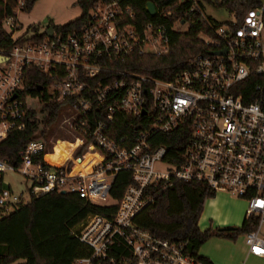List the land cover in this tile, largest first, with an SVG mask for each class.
Listing matches in <instances>:
<instances>
[{
  "label": "built area",
  "instance_id": "1",
  "mask_svg": "<svg viewBox=\"0 0 264 264\" xmlns=\"http://www.w3.org/2000/svg\"><path fill=\"white\" fill-rule=\"evenodd\" d=\"M125 2L98 4L81 27L54 30L40 41L27 39V30L21 33L17 17L4 21L13 47L0 50V144L26 129L28 112H38L35 105L42 109L41 99L26 94L29 68L54 71L60 79L49 92L62 103L59 119L69 139L56 134L31 142L18 167L0 159V207L25 204L24 195L16 196L4 182L7 173L19 174L32 182L31 199L64 193L93 206L117 207L112 218L91 215L72 231L92 250L91 257L74 264L106 261L118 244L124 251L112 264H202L189 254L187 243L157 238L135 224L155 203V190L197 182L211 194L228 193L248 202L247 219L258 218L259 225L245 243L250 255L264 258V6L251 9L241 23L234 19L217 25L203 0H180L190 5L188 18L178 20L172 30L185 33L182 27L189 31L205 23L208 33L200 38L207 50L165 81L134 71L133 61L168 54L167 27L140 20ZM25 3L19 0L17 8ZM249 81L252 90L245 87ZM118 115L140 121V129L133 125V136L113 139ZM184 127L189 141L173 154L178 159L173 163L167 147L155 146V137ZM61 142L77 147L57 167L46 157L55 156ZM89 150L102 162L90 174L75 175V162ZM158 164L166 169L158 171ZM123 172L131 174L132 183L118 202L111 189Z\"/></svg>",
  "mask_w": 264,
  "mask_h": 264
},
{
  "label": "trees",
  "instance_id": "2",
  "mask_svg": "<svg viewBox=\"0 0 264 264\" xmlns=\"http://www.w3.org/2000/svg\"><path fill=\"white\" fill-rule=\"evenodd\" d=\"M19 0H0V50H10L13 42L5 32L4 21L17 17L15 8ZM39 0H26L24 12H32ZM113 0H77V6L82 10V17L75 22L55 29L60 32H70L81 27L88 19L91 11L101 3ZM206 5L226 10L239 23L251 10L262 6L256 0H203ZM128 6L134 8L140 20L164 24L169 32V52L162 56H136L133 70L152 78L170 81L188 65L193 57L206 52L205 42L200 38L202 33H208L205 23L194 25L188 32H174L172 29L178 20H187L189 4H181L180 0H126ZM156 7L158 16L152 18L148 13V5ZM170 14L167 18L161 16ZM215 23V22H214ZM217 24V23H215ZM219 25V24H217ZM35 35L30 38V36ZM29 36V37H28ZM29 40H44L47 33H40L37 27H29L26 32ZM25 41V39L21 40ZM26 94L39 98L43 102L39 113L30 110L25 119L27 127L23 132H16L0 144V159L13 166H20V154L27 146L40 138L46 139L49 132L57 124L62 103L49 92V88L60 80L56 72L45 74L36 68L26 71ZM251 81L245 84L252 90ZM140 121L129 116L118 115L112 126L111 136L119 140L122 136H133L131 126L139 130ZM189 130L184 127L172 134H159L155 146H165L170 151L169 160L178 163L173 154L181 153L189 141ZM96 153V152H95ZM97 154V153H96ZM173 156V157H172ZM78 160L74 169H84L95 166ZM48 160L52 161L50 156ZM53 162V161H52ZM54 163V162H53ZM132 183L130 173L119 174L112 184L111 197L120 201ZM157 198L153 205L145 209L135 220V224L153 236L188 244L189 254L202 264H213L209 259L201 257L199 251L210 239L217 237L237 241L240 236L255 231L259 225L258 218L246 219L241 228L209 229L201 232L199 222L204 212L207 200L215 197L202 183L178 182L168 190L159 188L153 192ZM117 207H99L87 204L75 195L52 194L40 199L32 198L28 204H19L11 208L0 207V264H74L78 259L92 256V250L80 243L72 231L91 215H103L112 218ZM124 247L117 249L106 261L99 264H112L118 261Z\"/></svg>",
  "mask_w": 264,
  "mask_h": 264
},
{
  "label": "rangeland",
  "instance_id": "3",
  "mask_svg": "<svg viewBox=\"0 0 264 264\" xmlns=\"http://www.w3.org/2000/svg\"><path fill=\"white\" fill-rule=\"evenodd\" d=\"M15 12L17 14V20L23 28L21 33L26 32L31 26L39 28L40 33H45L50 28H54L55 30L57 28L66 27L80 19L83 15L82 10L77 6V0H39L32 12H24L18 8H15ZM206 14L213 22L219 25L233 22L235 19L226 10L217 9L209 5H206ZM182 31L187 32L188 27H182ZM59 32V30L56 31V33ZM35 108L38 110L39 120H42L43 115L40 114L41 106L35 105ZM49 133L47 138L57 134L59 137L69 139L67 132L61 127L60 119ZM76 147L77 144L75 143L61 142L57 146V154L55 156H50V158L54 164L62 166L65 161L70 158ZM85 156L86 163L92 165L94 160L96 158L98 159L99 154H96L94 150H89L86 152ZM156 169L158 171L165 170L166 166L158 164ZM4 182L11 187L12 192L16 196L24 195L23 200L25 204L31 201L29 191L32 182L30 180L25 179L19 174L7 173L4 177ZM248 207V202L244 199H239L228 193H217L214 198L209 199L205 203L204 212L199 222V228L204 232L209 229L241 228L247 217ZM245 237L246 236H240L235 242L226 239L222 240L230 241L232 244H241L245 242ZM216 242L217 241L214 240L207 245L211 251H216ZM221 245L225 250H228L231 246L229 243H221Z\"/></svg>",
  "mask_w": 264,
  "mask_h": 264
},
{
  "label": "crops",
  "instance_id": "4",
  "mask_svg": "<svg viewBox=\"0 0 264 264\" xmlns=\"http://www.w3.org/2000/svg\"><path fill=\"white\" fill-rule=\"evenodd\" d=\"M201 232L204 233L202 230ZM214 240L217 241L216 251H211L207 245ZM221 243H229L231 246L228 250H225ZM199 255L209 259L213 264H264V258L254 257L249 254V249L245 242L232 244L230 241L222 240V238L218 239L217 237L210 239L204 244L199 251Z\"/></svg>",
  "mask_w": 264,
  "mask_h": 264
},
{
  "label": "water",
  "instance_id": "5",
  "mask_svg": "<svg viewBox=\"0 0 264 264\" xmlns=\"http://www.w3.org/2000/svg\"><path fill=\"white\" fill-rule=\"evenodd\" d=\"M257 2H259L262 6H264V0H256ZM148 13L150 14V16L152 18H155L157 16V10H156V7L153 5V4H149L148 5ZM53 33H54V28H50L48 31H47V36L48 37H52L53 36ZM17 96L14 97V99L16 98ZM5 188H7L5 186ZM64 195V193H63ZM227 230H231V229H227Z\"/></svg>",
  "mask_w": 264,
  "mask_h": 264
},
{
  "label": "bare ground",
  "instance_id": "6",
  "mask_svg": "<svg viewBox=\"0 0 264 264\" xmlns=\"http://www.w3.org/2000/svg\"><path fill=\"white\" fill-rule=\"evenodd\" d=\"M98 162H97V164L96 165H98L100 162H102V158L100 157V155H99V157H98ZM46 161L49 163V164H52V165H54V166H57L56 164H54L52 161H50V160H48V156L46 157ZM95 165V166H96ZM95 166H92V167H87V168H84V169H73V172H74V174L75 175H87V174H90L91 172H92V169L95 167ZM57 167H60V166H57Z\"/></svg>",
  "mask_w": 264,
  "mask_h": 264
}]
</instances>
